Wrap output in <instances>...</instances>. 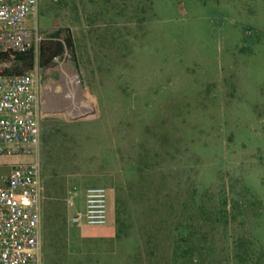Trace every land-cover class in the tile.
I'll return each mask as SVG.
<instances>
[{"label": "rangeland", "instance_id": "1", "mask_svg": "<svg viewBox=\"0 0 264 264\" xmlns=\"http://www.w3.org/2000/svg\"><path fill=\"white\" fill-rule=\"evenodd\" d=\"M38 24L80 81L46 43L75 101L39 114L44 264H264V0H39ZM89 186L104 225L71 223Z\"/></svg>", "mask_w": 264, "mask_h": 264}, {"label": "built area", "instance_id": "2", "mask_svg": "<svg viewBox=\"0 0 264 264\" xmlns=\"http://www.w3.org/2000/svg\"><path fill=\"white\" fill-rule=\"evenodd\" d=\"M39 0H0V158L34 156L0 172V264H44L43 201L39 152V114L75 101L66 90L56 92L43 79L42 47L52 41L61 46L51 61L60 71L72 66L68 34L42 33L38 24ZM35 17L34 25L28 19ZM31 54L33 67L15 72L19 55ZM59 95L57 96L56 95ZM58 100V101H57ZM78 189L67 192L66 203L75 206ZM108 221V195L104 186H89L83 206L71 217L73 224L104 225Z\"/></svg>", "mask_w": 264, "mask_h": 264}, {"label": "trees", "instance_id": "3", "mask_svg": "<svg viewBox=\"0 0 264 264\" xmlns=\"http://www.w3.org/2000/svg\"><path fill=\"white\" fill-rule=\"evenodd\" d=\"M72 41L69 40V44H71ZM47 51V46L44 45L42 47V55H45ZM61 51V46L58 47L57 52ZM18 62L21 63L22 65H24L23 71H27L29 69H31L33 67V57L31 54L28 55H19L18 56ZM50 57H47L45 60L49 61ZM22 72V71H19ZM194 247L193 246H187L182 248L183 252L181 254V257L183 256L184 261L186 264H206L205 262L201 261V262H197L198 260H194L193 254H194ZM177 256V255H176ZM171 264H180V258L177 256L175 257Z\"/></svg>", "mask_w": 264, "mask_h": 264}, {"label": "bare ground", "instance_id": "4", "mask_svg": "<svg viewBox=\"0 0 264 264\" xmlns=\"http://www.w3.org/2000/svg\"><path fill=\"white\" fill-rule=\"evenodd\" d=\"M63 74V81H68L69 83H64L65 87H79L80 86V81L78 78L73 75L72 70H70V67L68 69L62 71ZM73 75V76H72Z\"/></svg>", "mask_w": 264, "mask_h": 264}]
</instances>
